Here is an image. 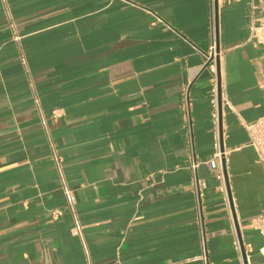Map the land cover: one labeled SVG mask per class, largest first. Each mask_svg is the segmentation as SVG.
<instances>
[{
	"label": "crops",
	"instance_id": "crops-1",
	"mask_svg": "<svg viewBox=\"0 0 264 264\" xmlns=\"http://www.w3.org/2000/svg\"><path fill=\"white\" fill-rule=\"evenodd\" d=\"M253 3L219 0L221 147L214 0H0V264H203L194 162L209 264L243 263L234 216L264 263V170L243 126L264 117ZM52 147L88 254L69 213L51 218L66 205ZM219 149L228 200L207 165Z\"/></svg>",
	"mask_w": 264,
	"mask_h": 264
},
{
	"label": "built area",
	"instance_id": "built-area-1",
	"mask_svg": "<svg viewBox=\"0 0 264 264\" xmlns=\"http://www.w3.org/2000/svg\"><path fill=\"white\" fill-rule=\"evenodd\" d=\"M259 4H254L252 6L251 12V42L258 47L264 48V0H258ZM258 5L262 6L263 14L260 17H257L256 10L258 9ZM215 30H214V43L211 47L209 56L207 58V71L209 72L212 78L213 90H212V104L214 107V116L216 120H219V70L218 64L221 68L220 54L217 51V45L215 41ZM221 99L224 100V94L222 91L221 84ZM228 102V101H227ZM38 103V101H37ZM229 103V102H228ZM39 105V104H38ZM54 119L58 118V114L55 111L53 113ZM41 124L48 134V124L46 118L43 116L41 120ZM243 126L249 137V146L255 150L257 156V162L262 166L264 170V117L253 122V123H243ZM51 159L54 162L55 169L60 177L61 182V190L63 191L66 198V205L64 208H59L50 211L51 218L53 220L60 219L65 213H69L72 217L74 229L81 239L83 243V248L88 254V246L83 237V226L80 222L78 213L75 207V201L73 196V191L69 187L67 179L64 175L63 171V163L62 159L58 154V151L52 147L51 150ZM225 153L219 149L215 157L207 163L210 167L212 173L215 174L218 182H219V190L225 195L228 200V184H227V174L225 170ZM199 164L197 162L192 163L191 171L193 173V193L195 194L198 202V213H199V225L201 229V245H202V255L200 256V260L203 264H209L208 258V250H207V238L205 231L203 229V221H202V198L203 193L206 190V184L204 181L200 180L197 171ZM229 203V202H228ZM255 228L261 234L264 241V215L258 217L255 221ZM237 249L240 251V243L237 241L236 243ZM262 255L264 256V248L261 250ZM90 264V263H88ZM242 264H252L249 258L246 261L243 260ZM264 264V263H263Z\"/></svg>",
	"mask_w": 264,
	"mask_h": 264
},
{
	"label": "water",
	"instance_id": "water-1",
	"mask_svg": "<svg viewBox=\"0 0 264 264\" xmlns=\"http://www.w3.org/2000/svg\"><path fill=\"white\" fill-rule=\"evenodd\" d=\"M214 5H215V32H216V35L218 36V34H219V0H214ZM206 68H207V66L204 68V70ZM218 70H219V74H218V78H219V135H220V143H221V147H222L223 128H222V99H221V68H220L219 64H218ZM234 220H235V228H236L237 235L239 238V243H240V248H241L243 260L246 261V259H247L246 251H245V248L243 246V240L241 238V233L239 232L238 224H237L235 216H234Z\"/></svg>",
	"mask_w": 264,
	"mask_h": 264
}]
</instances>
